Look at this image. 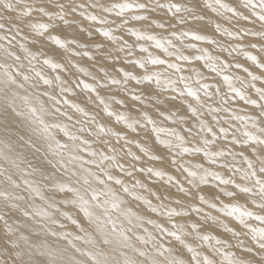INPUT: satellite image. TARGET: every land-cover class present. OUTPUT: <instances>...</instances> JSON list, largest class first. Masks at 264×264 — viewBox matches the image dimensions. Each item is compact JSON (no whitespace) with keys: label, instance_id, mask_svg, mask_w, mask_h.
<instances>
[{"label":"snow or ice","instance_id":"1","mask_svg":"<svg viewBox=\"0 0 264 264\" xmlns=\"http://www.w3.org/2000/svg\"><path fill=\"white\" fill-rule=\"evenodd\" d=\"M0 10V264H264V0Z\"/></svg>","mask_w":264,"mask_h":264},{"label":"rangeland","instance_id":"2","mask_svg":"<svg viewBox=\"0 0 264 264\" xmlns=\"http://www.w3.org/2000/svg\"><path fill=\"white\" fill-rule=\"evenodd\" d=\"M82 26H83V28H84V25H82ZM85 26H86V25H85ZM137 26L139 27V25H137ZM144 27L146 28L147 25H145ZM81 28H82V27H81ZM68 33H69V32H68ZM165 34H166V33H165ZM201 45L204 46V47H207V45L202 44V43H201L199 46H201ZM202 46H201V47H202ZM157 52H159V50H157ZM254 54H258V55H259V53H254ZM241 58H242V56L240 57V62H243V61H244V58H242L243 61L241 60ZM78 59L81 61V63H82L83 65H85V64L88 65V64L90 63V62L87 60V58H84V59H83L84 61L81 60L79 57H78ZM85 59H86V60H85ZM85 62H86V63H85ZM248 63H250V62H248ZM233 71H236V70L233 69ZM238 74H242V73H238ZM257 74H259V73H257ZM258 86H259V85H258ZM141 87H142V86H141ZM78 90H79V89H78ZM86 96H87V94L84 95L85 98H86ZM79 99H80V97H79ZM121 127H123V125H121ZM141 134H142V133H141ZM133 148L135 149V150L133 149V151L136 152V148H135L134 146H133ZM129 159L131 160L130 157H129ZM145 159H147V158H145ZM146 161H147V160H146ZM146 161L143 160V161H141V162H137V163H135V164H136V165H137V164H141V166H142L143 164H145V166H147V165H148V162H146ZM142 162H144V163H142ZM145 162H146V163H145ZM148 166H152V164H151V165H148ZM157 166H159V165L157 164L156 167H157ZM139 167H140V166H139ZM137 168H138V167H137ZM144 176H145L146 178H145ZM138 177L141 178V179H146V180H147V178H149V179L147 180V182H145V183L149 184V186L151 187V181L153 180L154 177H152V178H151V177H148L147 174H144L143 176H141V175L138 174V175H137V178H138ZM151 179H152V180H151ZM146 180H145V181H146ZM155 180H156V179L154 178V180H153L154 183H153V181H152V184H157V183H159V182H157V181H159V180H156L157 183L155 182ZM148 181H150V183H149ZM161 182H162V181H161ZM163 183H164V182H163ZM160 185H162V184H159V186H160ZM156 186H157V185H156ZM159 186H157V187H159ZM162 188H163V187L161 186L159 189H160V191H163V192H164L165 190H161ZM154 189H156V187H153V190H154ZM155 191H156V190H155ZM154 202H155V201H154ZM205 210L208 211L207 208H205ZM257 223H258V222H257Z\"/></svg>","mask_w":264,"mask_h":264},{"label":"bare ground","instance_id":"3","mask_svg":"<svg viewBox=\"0 0 264 264\" xmlns=\"http://www.w3.org/2000/svg\"><path fill=\"white\" fill-rule=\"evenodd\" d=\"M37 2H39V0H37ZM0 14H2V10H0ZM259 25H257V27H258ZM80 27H82L83 28V26L82 25H80ZM84 27H86L85 25H84ZM69 32V33H68ZM66 34H70V35H76V33L75 32H73L71 29H69V30H67V33ZM203 44V43H202ZM206 45V44H205ZM202 46V45H201ZM202 47H204V46H202ZM243 58V57H242ZM241 58V60L243 61V59ZM81 59V58H80ZM240 59V58H239ZM76 60L77 61H80L79 59H78V57L76 58ZM86 60V59H85ZM84 61V60H83ZM81 62V61H80ZM86 63V62H85ZM82 66H88L87 64H85V65H83L82 64ZM240 73H242V72H240ZM241 75H243V73L241 74ZM74 82V81H73ZM89 82H91V81H89ZM77 92H79L80 90H76ZM85 95V94H84ZM82 98H85V97H80V99H82ZM119 98V97H118ZM79 101V97L77 98V102ZM83 106V105H82ZM140 139H143L144 137H143V134H141L140 135V137H139ZM134 149V148H133ZM135 150V149H134ZM136 151H137V149H136ZM139 154V153H138ZM130 160V159H129ZM145 161L147 160V159H144ZM143 161V160H142ZM146 162H148V161H146ZM145 162V163H146ZM137 163V162H136ZM142 163H144V162H142ZM148 165H151V164H149L148 163ZM147 165V166H148ZM135 166L136 167H139V166H141V164H135ZM143 166H145V164H143ZM153 166V165H152ZM156 166V165H155ZM157 167H159V166H157ZM145 177V176H144ZM146 178V177H145ZM152 178V177H151ZM138 179H141V178H139L138 177ZM149 178H147V180H148ZM142 180H144V182H147V180L146 179H142ZM146 180V181H145ZM152 180V179H151ZM153 180H154V178H153ZM152 180V181H153ZM152 181H151V186L153 185L152 184ZM149 183H150V181H148ZM155 182H156V180H155ZM157 182H159V183H157ZM156 183L157 184H155V185H157V186H159V184H163V181L161 182V181H157ZM153 183H154V181H153ZM161 187V185L159 186V188ZM152 190H153V187H152ZM156 189H154L153 191H155ZM160 190V189H159ZM161 190H165L164 188H162ZM160 192H163V191H160ZM146 194V193H145ZM206 211V210H205Z\"/></svg>","mask_w":264,"mask_h":264}]
</instances>
